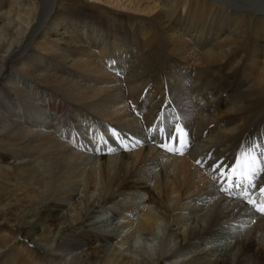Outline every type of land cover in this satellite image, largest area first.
<instances>
[{"label": "bare ground", "instance_id": "bare-ground-1", "mask_svg": "<svg viewBox=\"0 0 264 264\" xmlns=\"http://www.w3.org/2000/svg\"><path fill=\"white\" fill-rule=\"evenodd\" d=\"M62 1L0 0V264H264V0Z\"/></svg>", "mask_w": 264, "mask_h": 264}, {"label": "snow or ice", "instance_id": "snow-or-ice-1", "mask_svg": "<svg viewBox=\"0 0 264 264\" xmlns=\"http://www.w3.org/2000/svg\"><path fill=\"white\" fill-rule=\"evenodd\" d=\"M158 129L153 127L151 131L155 132ZM160 132H164V129H159ZM169 139L170 144H174L175 146L170 147L169 144H162L161 147H164L167 151L170 152H180L182 154L183 149L186 147V133L183 132V129L177 125L175 126L174 132H167L166 133ZM109 151H114V149H109ZM257 153L259 157L262 159H258ZM247 157L250 167L248 168L247 172L239 171L243 168V165L238 163L236 167H233L230 173H225L221 171V177H226L230 183L226 188L223 190L225 192H230L233 187L241 188L245 187V181L247 182V186H253V180L255 176L260 172H264V143L261 144H253L250 146L245 153H241V157ZM197 163H200L197 161ZM220 165H216V168H220ZM240 175L243 179L233 180V176ZM260 192L264 193V188H260ZM241 195L247 198V191L241 193ZM249 204H252L256 211L264 214V200L261 201L260 204H257L256 200L249 199Z\"/></svg>", "mask_w": 264, "mask_h": 264}, {"label": "rangeland", "instance_id": "rangeland-1", "mask_svg": "<svg viewBox=\"0 0 264 264\" xmlns=\"http://www.w3.org/2000/svg\"><path fill=\"white\" fill-rule=\"evenodd\" d=\"M62 6H63V8L65 9V10H75V9H79V8H91L92 6H93V4L92 3H90V2H88V0H63L62 1ZM10 78H14L13 77V75H10ZM5 80V77H3L2 79H0V82H3ZM167 87V86H166ZM27 131V132H26ZM26 135H28V137H26L27 139H29V138H31L32 137V135L34 136V134L35 133H37V131H38V129H35V128H28V130L26 129ZM43 132H41L40 134H42ZM25 135V136H26ZM30 136V137H29ZM23 139H25V138H23ZM1 186V185H0ZM2 187V186H1ZM3 197V201L2 202H4L5 200H6V195H4V196H2ZM103 212V213H102ZM102 212H99V214H101L102 213V217L101 218H104V216H106L105 214H109L110 215V213L109 212H105V211H102ZM13 213V211H11L10 212V214L11 215H14V214H12ZM99 214H97L96 216H95V218L94 219H97V220H99V217H98V215ZM11 215H10V217H11ZM104 215V216H103ZM4 217V216H3ZM9 217V218H10ZM92 242V241H91ZM90 245H91V243H90ZM214 246L216 247V248H218V247H221V249H219L218 250V252H217V254H215V257H220V258H222V256L223 255H225V254H227L228 253V251L230 250L229 248H231L232 247V243L231 244H226L225 242H222V243H215V244H213L212 245V249H214ZM229 247V248H228ZM181 263V262H180ZM179 263V264H180ZM177 264V263H176Z\"/></svg>", "mask_w": 264, "mask_h": 264}]
</instances>
